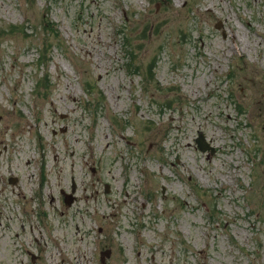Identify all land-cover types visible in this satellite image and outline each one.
<instances>
[{"label": "rangeland", "instance_id": "1", "mask_svg": "<svg viewBox=\"0 0 264 264\" xmlns=\"http://www.w3.org/2000/svg\"><path fill=\"white\" fill-rule=\"evenodd\" d=\"M10 173L35 264H264V0H0Z\"/></svg>", "mask_w": 264, "mask_h": 264}, {"label": "flooded vegetation", "instance_id": "2", "mask_svg": "<svg viewBox=\"0 0 264 264\" xmlns=\"http://www.w3.org/2000/svg\"><path fill=\"white\" fill-rule=\"evenodd\" d=\"M0 180L3 183L0 186V197H2L0 204V225L2 226L0 229V264H10L11 262L23 264L24 260L20 257L25 254L28 264H35L39 255L27 248L22 241V236L25 235L26 229L31 234L35 229L39 233L41 232V218L45 215V211L41 210V203L44 199L38 189L32 191L29 210H26L22 201L23 194L19 190L21 187L19 177L10 173L6 181ZM60 193L64 199V191L60 190ZM32 240L36 242L37 238L34 237Z\"/></svg>", "mask_w": 264, "mask_h": 264}, {"label": "water", "instance_id": "3", "mask_svg": "<svg viewBox=\"0 0 264 264\" xmlns=\"http://www.w3.org/2000/svg\"><path fill=\"white\" fill-rule=\"evenodd\" d=\"M195 143L201 151L210 150L211 152H214V149L209 147V145L206 143L205 138L202 134L198 135V137L195 139ZM74 191H75V183L73 182L72 183V192H74ZM105 191H108V186H106ZM64 201L67 205H70L73 201L72 195L71 194L66 195V198ZM110 253H111L110 250H106V251L101 252V261L104 262V258L109 257Z\"/></svg>", "mask_w": 264, "mask_h": 264}, {"label": "bare ground", "instance_id": "4", "mask_svg": "<svg viewBox=\"0 0 264 264\" xmlns=\"http://www.w3.org/2000/svg\"><path fill=\"white\" fill-rule=\"evenodd\" d=\"M87 53H88V51H87Z\"/></svg>", "mask_w": 264, "mask_h": 264}]
</instances>
